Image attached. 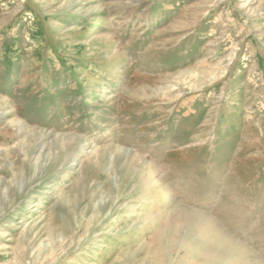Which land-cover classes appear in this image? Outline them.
<instances>
[{
  "label": "rangeland",
  "instance_id": "374dc122",
  "mask_svg": "<svg viewBox=\"0 0 264 264\" xmlns=\"http://www.w3.org/2000/svg\"><path fill=\"white\" fill-rule=\"evenodd\" d=\"M0 264H264V0H0Z\"/></svg>",
  "mask_w": 264,
  "mask_h": 264
}]
</instances>
